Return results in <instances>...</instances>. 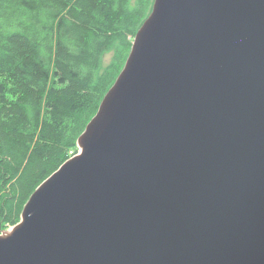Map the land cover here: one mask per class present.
<instances>
[{
	"label": "water",
	"instance_id": "water-1",
	"mask_svg": "<svg viewBox=\"0 0 264 264\" xmlns=\"http://www.w3.org/2000/svg\"><path fill=\"white\" fill-rule=\"evenodd\" d=\"M150 12L0 264H264V0Z\"/></svg>",
	"mask_w": 264,
	"mask_h": 264
},
{
	"label": "trees",
	"instance_id": "trees-1",
	"mask_svg": "<svg viewBox=\"0 0 264 264\" xmlns=\"http://www.w3.org/2000/svg\"><path fill=\"white\" fill-rule=\"evenodd\" d=\"M153 1L0 0V230L71 156Z\"/></svg>",
	"mask_w": 264,
	"mask_h": 264
},
{
	"label": "rangeland",
	"instance_id": "rangeland-1",
	"mask_svg": "<svg viewBox=\"0 0 264 264\" xmlns=\"http://www.w3.org/2000/svg\"><path fill=\"white\" fill-rule=\"evenodd\" d=\"M112 50H115V49H112ZM113 55H114V53H112V52H109V53H106L104 56H103V58H102V61H103V65H105V64H108V63H110V61H111V59H112V57H113ZM124 66V65H123ZM123 68V67H122ZM93 117V116H92ZM91 117V118H92ZM90 121V120H89ZM88 121V122H89ZM87 122V123H88ZM85 128H83V130H84ZM82 133V132H81ZM80 133V134H81ZM77 139H78V137H77ZM75 148H73V149H71L70 150V152H69V155H71V156H73V153L75 154V153H77L78 152V146H77V140H76V145L74 146ZM70 156V157H71ZM68 159V158H67ZM10 227V226H9ZM6 229V228H5ZM7 229H8V227H7Z\"/></svg>",
	"mask_w": 264,
	"mask_h": 264
},
{
	"label": "bare ground",
	"instance_id": "bare-ground-1",
	"mask_svg": "<svg viewBox=\"0 0 264 264\" xmlns=\"http://www.w3.org/2000/svg\"><path fill=\"white\" fill-rule=\"evenodd\" d=\"M151 9H152V8H151ZM150 13H151V12H150ZM150 13H149V14H150ZM149 14H148V16H149ZM148 16H147V17H148ZM147 17H146V18H147ZM145 20H146V19H145ZM145 20H144V21H145ZM133 41H134V40H133ZM130 49H131V48H130ZM129 54H130V52H129ZM129 54H128V55H129ZM127 57H128V56H127ZM126 59H127V58H126ZM125 62H126V61H125ZM124 64H125V63H124ZM123 68H124V66H123ZM123 68H122V69H123ZM122 69H121V70H122ZM119 73H120V72H119Z\"/></svg>",
	"mask_w": 264,
	"mask_h": 264
}]
</instances>
